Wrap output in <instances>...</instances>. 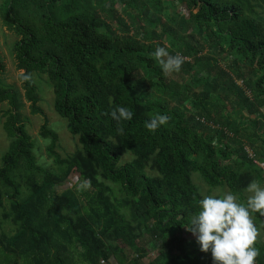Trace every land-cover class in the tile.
I'll use <instances>...</instances> for the list:
<instances>
[{"label":"trees","instance_id":"trees-1","mask_svg":"<svg viewBox=\"0 0 264 264\" xmlns=\"http://www.w3.org/2000/svg\"><path fill=\"white\" fill-rule=\"evenodd\" d=\"M0 19L17 39V70L33 77L21 82L23 98L0 80V106L12 107L0 264H214L185 228L201 210L192 178L240 203L250 182L264 187V0H0ZM158 46L184 57L171 77L152 56ZM36 78L78 139L61 158L59 135L41 128L59 172L38 163L21 121L23 99L42 113ZM121 106L133 117L118 124L110 113ZM156 114L169 120L149 132ZM73 172L90 189L58 192ZM255 247L264 264V237ZM149 248L157 255L145 262Z\"/></svg>","mask_w":264,"mask_h":264},{"label":"clouds","instance_id":"clouds-1","mask_svg":"<svg viewBox=\"0 0 264 264\" xmlns=\"http://www.w3.org/2000/svg\"><path fill=\"white\" fill-rule=\"evenodd\" d=\"M165 75L179 72L184 57L180 54L171 55L166 47L158 46L152 53ZM20 82H33L31 73L20 69L17 74ZM113 120L131 121L133 112L126 107H118L110 113ZM169 117L156 114L145 127L149 132H155L165 125ZM122 131V128L119 129ZM91 187L90 180H82L76 184V191H87ZM249 193L246 202H238V196L226 192L222 197L205 196L199 201L200 211L191 218L185 226L186 230L196 237L200 251H211L214 264H256L259 250L255 247L259 230L255 226L252 213L264 216V187L257 181H252L246 188Z\"/></svg>","mask_w":264,"mask_h":264},{"label":"rangeland","instance_id":"rangeland-1","mask_svg":"<svg viewBox=\"0 0 264 264\" xmlns=\"http://www.w3.org/2000/svg\"><path fill=\"white\" fill-rule=\"evenodd\" d=\"M167 1V0H164ZM180 11L183 9L181 6L178 7ZM119 14L122 16L127 17V15L124 13L123 9L119 6ZM175 10L168 11L169 14H173ZM134 13H138L136 9H133ZM185 13V12H184ZM16 37L9 33L7 28L4 27L3 23L0 19V57L2 60L3 65V73L0 77L1 82L4 83L5 86L12 88V90L19 92L23 98L24 91H23V84L17 79V66H16V60L13 53V47L14 43L16 41ZM167 76L171 77V74H168ZM173 80L176 79V77L172 74ZM36 85L39 89V94L41 96V103L39 104V108L41 110V114H34L31 112L30 104L27 103L24 99L22 100L24 103V108L21 109V121L26 126V129L30 133V135L33 137V140L35 142V153L37 155L38 163L46 168H49L50 170H58L59 166L55 163L54 159L50 158L47 154V147L49 142L39 136V132L41 128L44 125H48L49 128L56 132L59 135V144L56 149V152L60 155L61 158H66L68 156H71L73 153L76 152L78 149V139L73 138L67 129V122L63 119H61L55 112H54V95L52 89L48 86L46 82V78H43L42 80L35 79ZM241 84V82H240ZM11 105H9L8 102L2 103L0 106V163L1 159L4 156V154L11 149L9 145H11V141H9L7 134L4 129V122H5V115L7 109H11ZM254 118V116H253ZM247 151L249 156H253L252 152L247 147ZM130 158L127 156L124 160H129ZM1 165V164H0ZM261 168L264 169L263 164H259ZM59 172V170L57 171ZM194 185L199 189L202 199L205 196H217L222 197L224 193L228 192L227 190L222 189H212L208 190L207 187L202 185V182L198 179L196 175L192 178ZM79 182V177L76 174V172H73V174L61 185L56 187V190L58 192H62L66 189H73L76 188V184ZM261 187H263V184L259 183ZM117 191V190H116ZM249 193H245V200L247 199ZM117 198L121 199V195L117 193ZM253 222L254 218L252 217ZM255 226L259 230V236L257 238H263L264 237V223L257 225L254 222ZM7 230V229H6ZM194 237L188 236L186 234L183 235L182 241H192ZM126 253L128 255H132L133 252L130 249L126 250ZM151 253V257L145 259V262H150V258L154 259L156 257V252L152 251L149 248V254ZM112 264H117L116 260H112Z\"/></svg>","mask_w":264,"mask_h":264}]
</instances>
